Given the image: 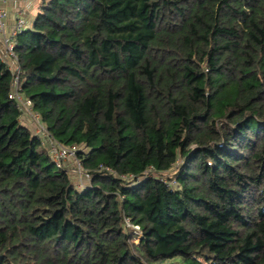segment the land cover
Listing matches in <instances>:
<instances>
[{
  "label": "trees",
  "instance_id": "1",
  "mask_svg": "<svg viewBox=\"0 0 264 264\" xmlns=\"http://www.w3.org/2000/svg\"><path fill=\"white\" fill-rule=\"evenodd\" d=\"M15 53L0 264H264V0H42Z\"/></svg>",
  "mask_w": 264,
  "mask_h": 264
},
{
  "label": "built area",
  "instance_id": "2",
  "mask_svg": "<svg viewBox=\"0 0 264 264\" xmlns=\"http://www.w3.org/2000/svg\"><path fill=\"white\" fill-rule=\"evenodd\" d=\"M28 4H34L41 2L42 0H25ZM9 0H0V59L5 63L9 71L14 77L13 90L10 94V98L19 103L20 110L23 114L31 115L38 123L39 128L37 135L45 136V129L39 123V117L35 116L32 112V103L29 99H25L21 95V82L20 74L21 68L18 64V57L15 53V40L24 31L28 30L32 26V21L28 19V11H18L15 15L13 27L10 29L8 27V10L7 6ZM50 153L53 161L58 167H62L69 160H76V154L78 149L76 147H63L59 144L50 143L49 145ZM79 170L83 171L82 167L77 164ZM80 171V172H81ZM85 177V175H84ZM175 183H173V186ZM126 226L133 229L135 233L140 234V228L138 226H133L128 221ZM137 242V241H135ZM138 243V242H137Z\"/></svg>",
  "mask_w": 264,
  "mask_h": 264
},
{
  "label": "crops",
  "instance_id": "3",
  "mask_svg": "<svg viewBox=\"0 0 264 264\" xmlns=\"http://www.w3.org/2000/svg\"><path fill=\"white\" fill-rule=\"evenodd\" d=\"M9 1L10 2L7 6L8 15H9L7 23H8V27L11 29L14 24L15 15L13 14V10L11 9L10 5H11V2L16 1V0H9ZM40 4L41 2H38V4H35V5L34 4L28 5L27 10L29 12L33 10V13H31L32 18H35L36 14L39 12ZM21 123L22 125L27 126L28 128H30V126L33 127L30 130L34 132L35 134H37L39 125L37 121L31 115H29L28 113L27 114L25 113L24 115H22ZM42 138H44V136H42Z\"/></svg>",
  "mask_w": 264,
  "mask_h": 264
},
{
  "label": "rangeland",
  "instance_id": "4",
  "mask_svg": "<svg viewBox=\"0 0 264 264\" xmlns=\"http://www.w3.org/2000/svg\"><path fill=\"white\" fill-rule=\"evenodd\" d=\"M35 4H38V3H34V5ZM28 5H31V4L26 3L25 0H16V1L11 2L10 7L13 10V14L16 15L18 13V11H20V10L26 11V9L28 8ZM31 13H33V10L31 12L28 11L27 17H28V19H30L32 21L33 18L31 16ZM32 128L33 127L30 126L29 129H32ZM65 165L72 167V171H73L72 174L74 175V181L76 183H83V182H85L84 172L81 171V170H79V168L75 165V163H74L73 160L67 161ZM136 243L137 242H135V244Z\"/></svg>",
  "mask_w": 264,
  "mask_h": 264
}]
</instances>
